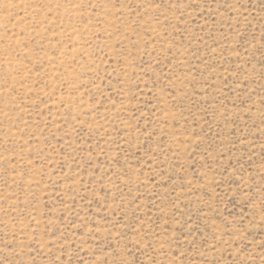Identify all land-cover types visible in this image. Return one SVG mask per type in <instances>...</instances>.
Returning a JSON list of instances; mask_svg holds the SVG:
<instances>
[{"label": "rangeland", "instance_id": "obj_1", "mask_svg": "<svg viewBox=\"0 0 264 264\" xmlns=\"http://www.w3.org/2000/svg\"><path fill=\"white\" fill-rule=\"evenodd\" d=\"M0 264H264V0H0Z\"/></svg>", "mask_w": 264, "mask_h": 264}]
</instances>
